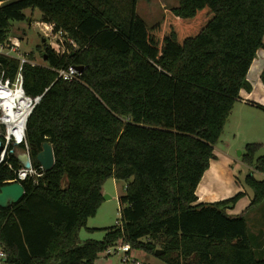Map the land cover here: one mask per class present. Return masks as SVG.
Wrapping results in <instances>:
<instances>
[{"label": "trees", "instance_id": "trees-1", "mask_svg": "<svg viewBox=\"0 0 264 264\" xmlns=\"http://www.w3.org/2000/svg\"><path fill=\"white\" fill-rule=\"evenodd\" d=\"M139 1H1L0 45L14 21L27 19V8H38L41 21L77 47L68 42L58 53L44 43L49 67L23 65L25 92L43 94L27 120L30 155L41 165L38 153L48 141L55 164L37 181H22L18 202L0 204L8 254L0 264H97L101 252L120 243L153 254L164 249L159 256L169 264H264L247 217L228 213L243 192L197 202V187L264 47V0H179L152 26L138 15ZM69 65L84 66L79 79L58 78L55 68ZM19 68L18 58L0 52V74L14 81ZM261 147L247 143L242 159L264 174V154L256 156ZM10 162L0 165V191L23 165L15 154ZM109 177L127 182L119 197L122 224L101 240L79 243ZM244 183L254 191L252 204L262 203L264 178L251 170Z\"/></svg>", "mask_w": 264, "mask_h": 264}, {"label": "crops", "instance_id": "crops-1", "mask_svg": "<svg viewBox=\"0 0 264 264\" xmlns=\"http://www.w3.org/2000/svg\"><path fill=\"white\" fill-rule=\"evenodd\" d=\"M263 71L264 47H261L249 69V86L241 89L240 98L219 140L221 144L218 145V142L215 146L216 156L197 187V202H216L243 192L237 203L228 208V213L247 217L249 236L257 253L264 256V201L253 205L254 191L237 175V168L242 170L244 167L246 170L248 167L249 171L255 169L242 160L246 144L264 142Z\"/></svg>", "mask_w": 264, "mask_h": 264}, {"label": "rangeland", "instance_id": "rangeland-1", "mask_svg": "<svg viewBox=\"0 0 264 264\" xmlns=\"http://www.w3.org/2000/svg\"><path fill=\"white\" fill-rule=\"evenodd\" d=\"M1 1L2 0H0V3ZM178 5L179 0H140L137 5V13L146 21L148 26H152L164 16L166 8L176 7ZM25 13L27 14V19L13 22L9 40L1 44L3 45V50H11L14 41H17L20 46L16 51L11 50L12 53H15L16 56L26 57L40 64H47L42 56L43 44L49 43L53 47H56L58 46L57 42L61 40L64 41V37L56 36L53 30L46 29V25L41 21L42 12L40 9L27 8ZM31 55H33L34 58H31ZM3 126L6 127L4 124H0V131H2ZM219 144L221 143L219 142L218 145ZM25 151L26 149L24 147L20 145L16 146V153ZM257 154H264V142ZM247 166L253 167L248 164ZM243 168L242 170L241 168H237V175L241 179H245V176L249 172L248 167L246 168L247 172ZM252 171L256 178H264V174L260 171L256 169ZM126 184L127 182L122 179L114 177L107 178L103 186L105 199L99 206L97 213L88 218V226H84L80 229L78 233L79 243H83L89 239L101 240L105 235L106 229L116 225L121 218L119 197L125 194ZM145 240H151V238L147 237ZM126 256L130 258L129 261L124 260ZM136 261H139L140 264H169L164 258L142 248H132L131 252H124L122 249L115 247L111 248V253H108V251L101 252L96 263L136 264Z\"/></svg>", "mask_w": 264, "mask_h": 264}, {"label": "built area", "instance_id": "built-area-1", "mask_svg": "<svg viewBox=\"0 0 264 264\" xmlns=\"http://www.w3.org/2000/svg\"><path fill=\"white\" fill-rule=\"evenodd\" d=\"M46 25V29L49 30H53V25L47 22H43ZM56 34V36H63L64 37V41L61 40L58 43V46H54V49L56 50V52L58 53H65L68 50V45L67 43L69 42L70 45L76 46L77 47V43L75 42L74 39L71 38H67L63 35V33L61 31L59 32H54ZM20 46L19 42L14 41L11 50L12 51H16L17 48ZM62 47V50H61ZM11 50L9 51H4L3 50V45H0V52L3 54H6L8 56H12V57H16L20 60V68L19 71L17 73L16 79L14 81H12L10 78H6L5 77V72L3 71L0 74V80H1V84L7 88H11L12 90H20L21 93L23 94V98L24 100L28 103V108H29V115L31 114L33 108L35 107L36 104H38L42 97L43 94H39L36 96H32L29 95L25 92L24 87H23V82H24V76H23V65L25 63H31L33 65L35 64H39V65H43V66H48V64H40L37 63L35 61H32L26 57L23 56H16L15 53H12ZM55 70L58 73V78H62L65 80H75V79H79L80 76L82 75V71L79 70L78 66L76 65H69L68 67H62V68H55ZM0 113H2V111H0ZM29 117V116H28ZM28 120V118H27ZM0 124H4L6 126L5 123H3L2 121H0ZM26 127H27V122H26ZM6 130L5 131H0V135L3 136V148L0 151V165L2 163H7L9 166L12 167V164L10 162V158H11V154H15L16 153V146L20 145L21 143H25L26 147V152L30 154V150H29V145L27 143V139H26V130H25V136L23 138V140L18 141L15 135H10L7 129V126L5 127ZM14 143L16 146L13 148L11 147V144ZM46 169L44 168V166L41 164L39 166H35L33 163L30 167H26L24 165H22L20 168H18L16 170V178H14L12 180V182L14 181H19L22 182L24 180L27 179H33L35 181H37L40 177L44 176V171ZM117 224L121 225L122 223L120 222V220L117 222ZM112 248V247H111ZM111 248L109 249L110 253H111ZM115 248L118 249H122L124 252H131L132 247L129 243H120L117 246H115ZM7 251L6 248L2 242V240L0 239V262H4L5 260H7ZM125 261H129L130 258L129 257H125L124 258ZM136 264H140L139 261H136Z\"/></svg>", "mask_w": 264, "mask_h": 264}, {"label": "bare ground", "instance_id": "bare-ground-1", "mask_svg": "<svg viewBox=\"0 0 264 264\" xmlns=\"http://www.w3.org/2000/svg\"><path fill=\"white\" fill-rule=\"evenodd\" d=\"M0 121L6 124L10 135L18 141L23 140L29 116L28 103L20 90H12L1 84L0 80Z\"/></svg>", "mask_w": 264, "mask_h": 264}, {"label": "water", "instance_id": "water-1", "mask_svg": "<svg viewBox=\"0 0 264 264\" xmlns=\"http://www.w3.org/2000/svg\"><path fill=\"white\" fill-rule=\"evenodd\" d=\"M79 70H84V66H78ZM3 148V139L0 137V151ZM17 156L22 161L23 165L30 167L33 163L31 155L25 152H17ZM38 160L44 166L46 170L51 169L55 164V153L53 145L45 141L43 149L38 153ZM25 194V188L22 182L14 181L2 186L0 191V204L4 207L9 206L12 203L18 202ZM164 249L157 248L156 255H162ZM51 264H58L57 262H51Z\"/></svg>", "mask_w": 264, "mask_h": 264}]
</instances>
